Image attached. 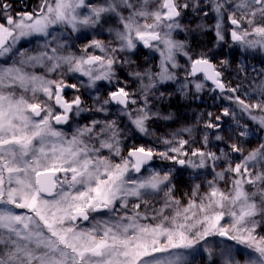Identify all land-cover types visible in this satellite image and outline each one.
<instances>
[{
    "label": "snow or ice",
    "instance_id": "obj_1",
    "mask_svg": "<svg viewBox=\"0 0 264 264\" xmlns=\"http://www.w3.org/2000/svg\"><path fill=\"white\" fill-rule=\"evenodd\" d=\"M207 32L264 53V0H0V264H264V80L226 84L229 61L192 47ZM141 48L154 55L138 64ZM209 83L235 109L207 113L199 138L125 145Z\"/></svg>",
    "mask_w": 264,
    "mask_h": 264
},
{
    "label": "rangeland",
    "instance_id": "obj_2",
    "mask_svg": "<svg viewBox=\"0 0 264 264\" xmlns=\"http://www.w3.org/2000/svg\"><path fill=\"white\" fill-rule=\"evenodd\" d=\"M188 15L193 20V17L191 16V14L189 13ZM188 15H187V17H188ZM102 36H103V39H105V41L107 42V39H108L107 33H103ZM192 46L197 51H199L202 48L203 44L197 46V45H193V43H192ZM225 46H227V45H224L222 47H225ZM206 48H208V46ZM231 48H232L233 51H235L237 49L236 46H233ZM216 49H218V48L212 47V51H214ZM152 55L153 54L148 55L147 58L149 56H152ZM242 56H243V59L239 63H236L235 61H233L232 65H237V66L232 67L229 64L228 67L225 68V70L227 71L225 73V75H226V77L228 79V84H230L232 87L240 86V94L242 96H243V94L245 92L249 93L250 95H255L256 94L255 89L260 84L261 80H264V53H260V52H243L242 51ZM232 57L234 59V54H232ZM229 58L227 59L228 61L230 60ZM181 62L183 63V58H181ZM138 64H140V63H138ZM222 70H223V72H225L224 69H222ZM118 74H120L122 76L125 75V70H121ZM129 86L134 88L135 84H130ZM175 87H176L175 85H171L170 89H174ZM208 88H209V86L207 85V87L205 88L206 91L205 90L204 91L207 94L210 95L211 92L208 91ZM204 91L202 93H199V94H203ZM199 94H196L194 92V90H193L189 94L188 98H181L180 94L176 93L174 95H171L170 99L161 102V104L163 103V104L168 106V104L170 102H173V103H175V102H183L184 103V102H188V101L191 102L192 99H194V97L198 96ZM86 95L89 98V100L87 101L88 104H91V98H90V96L88 95L87 92H86ZM216 101H217V103L220 104V106L221 105L224 106V107H229L230 106L231 108L235 109V105H229V102L224 100L221 97V95H219L217 97ZM89 115L90 114L86 113V116H85V118L82 121L87 120ZM237 116H238V118L241 119L242 123L245 122V121L248 123L250 132L256 129L257 126L255 124H253L250 120H247L246 117L240 116L238 109H237ZM156 126H159V125L157 124ZM154 128H155V123H153V125L151 126V131L154 132ZM229 129H235V123L232 125V124H229V121H228L227 123L223 124V131H229ZM229 133H230V131H229ZM224 134H225V132H224ZM257 135H259L258 131H257ZM151 138L152 139H149V140H152V144L153 145L157 144L155 142L158 139L157 133H155V135L152 136ZM128 140L129 139H125V141H124L125 145H126V142ZM215 143L219 144V142H215ZM220 146L222 147L223 145H220ZM154 163H155L156 167H160L163 162L155 161ZM184 175H186L188 177V179L190 180V176L188 175L187 172H185ZM209 178H211V177H209ZM216 239H218V238H216ZM197 264H202V262L201 261H197Z\"/></svg>",
    "mask_w": 264,
    "mask_h": 264
},
{
    "label": "trees",
    "instance_id": "obj_3",
    "mask_svg": "<svg viewBox=\"0 0 264 264\" xmlns=\"http://www.w3.org/2000/svg\"><path fill=\"white\" fill-rule=\"evenodd\" d=\"M185 23H192V19L189 15H188L187 19L185 20ZM201 37H202V39H204L203 36H201ZM206 37H208V38H206V40L204 42H200V44H203L202 48L208 49V48H206L207 47L206 43L210 42L211 38L208 35H206ZM195 40L196 39H192V41H191V43H193V45L196 44ZM220 55H221V58H222V56L224 58L226 57L225 53H223V55L222 54H220ZM220 55L218 57H216V59H215L216 62H218ZM205 91L203 94H199L198 96H195L191 102L190 101L184 102V103L183 102H175V103L170 102L168 104V106L162 103L163 108H161V109L177 113L179 116V119L174 121V122L173 121H167V122L166 121H158V122H156L154 132L157 133L158 138L161 136H164L166 134H170L173 131H176L183 126L195 127L197 129V138H199L198 132L200 129L203 128V126H202L203 121L208 118L207 113L211 112L213 114V118H214L215 116H217L219 114V110H221V108L219 107L220 104L217 103V101H216L217 97L215 99H213L212 98L213 95L211 93L209 95ZM224 123L225 122L222 123L221 132L222 133L225 132V135H230L229 131H223V124ZM157 124L159 126H156ZM150 141H151V146H152L153 145L152 140H150ZM252 144L254 146L255 140L252 141ZM155 145H156V147H163L162 145H159V144H155ZM214 149L217 150L216 148H214ZM175 183L177 186V194L180 195V194H182L188 190V188L191 184V178L189 180L186 175L178 176L175 180Z\"/></svg>",
    "mask_w": 264,
    "mask_h": 264
},
{
    "label": "flooded vegetation",
    "instance_id": "obj_4",
    "mask_svg": "<svg viewBox=\"0 0 264 264\" xmlns=\"http://www.w3.org/2000/svg\"><path fill=\"white\" fill-rule=\"evenodd\" d=\"M10 2L14 5L15 9L18 10V11H31L32 8L36 7L39 3H40V0H10ZM193 21V20H192ZM213 23L212 20H208V24L211 25ZM194 26V24H193ZM206 35L210 36L211 40L210 42L206 43V45L208 46V49L210 48L211 52H215V53H218V55L216 57H218L220 54L223 55V53L226 54V57L224 58L222 56L221 58V55L219 57V60L218 62L215 61V63L219 64L220 60H223V59H228L229 57V64L234 67V66H237V65H232L233 61H235L236 63H239L240 61H242L243 59V56H242V51L237 47V49L235 51L232 50V48H230L228 45L225 46V47H221V48H218L214 51H212V47L215 43V36L212 32H207L205 33L204 35H202L204 37V39H202L201 36H199L196 40H195V45H201L200 42H203L206 40ZM100 38L103 39V36H101ZM178 39H183L184 38V34L183 33H180L179 36L177 37ZM27 43V42H25ZM210 52V54H211ZM232 54H234V59L232 57ZM148 55H151V53L148 52L147 49H143L141 48L139 50V53L136 55L135 59H136V62L137 63H140V64H143L146 62V59H147V56ZM154 55V54H153ZM221 58V59H220ZM232 60V61H231ZM224 69L225 72L224 75H223V80L226 84H228V79L225 75V73L227 72L225 70V68H222ZM221 69V70H222ZM223 71V70H222ZM120 75V74H119ZM209 87H212L210 84H208ZM165 88L169 91H171L172 89H170V86H165ZM69 92V98L71 96V91L70 90H67ZM83 91V90H82ZM211 92V91H210ZM211 94L213 95V99H215L216 97H218L220 94L218 92H211ZM83 99L85 100V102L88 104V96L86 95V91L84 92L83 94ZM221 108V110H219V114H221V112L223 111V108L224 106H219ZM160 108H163V105L160 104ZM86 114H83L82 117L80 118L81 120H83L85 118ZM215 118V117H214ZM213 118V119H214ZM229 121V124H234L235 122L232 121V118L231 117H228V118H222V123L225 122L227 123ZM84 122H87V120H85ZM203 126V125H202ZM65 127V129H68V126H63ZM70 131V129H68ZM151 131V129H150ZM152 136H141L139 133L135 132L134 130L129 134V136L127 137V139H129L127 142H126V146L127 147H131L133 145H136V146H139L140 144H145L147 146H151V141L149 139H152L151 138ZM179 176H183V175H179ZM178 177V176H177Z\"/></svg>",
    "mask_w": 264,
    "mask_h": 264
},
{
    "label": "water",
    "instance_id": "obj_5",
    "mask_svg": "<svg viewBox=\"0 0 264 264\" xmlns=\"http://www.w3.org/2000/svg\"><path fill=\"white\" fill-rule=\"evenodd\" d=\"M210 84V83H209ZM218 92V91H217ZM219 93V92H218ZM223 118H228V117H223Z\"/></svg>",
    "mask_w": 264,
    "mask_h": 264
}]
</instances>
